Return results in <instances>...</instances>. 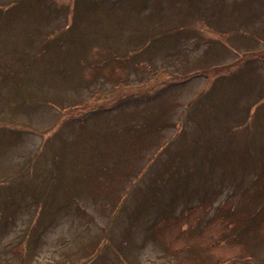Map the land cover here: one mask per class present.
<instances>
[{
  "label": "rangeland",
  "instance_id": "1",
  "mask_svg": "<svg viewBox=\"0 0 264 264\" xmlns=\"http://www.w3.org/2000/svg\"><path fill=\"white\" fill-rule=\"evenodd\" d=\"M18 1L0 0V264H264V58L232 63L264 49V0Z\"/></svg>",
  "mask_w": 264,
  "mask_h": 264
},
{
  "label": "trees",
  "instance_id": "2",
  "mask_svg": "<svg viewBox=\"0 0 264 264\" xmlns=\"http://www.w3.org/2000/svg\"><path fill=\"white\" fill-rule=\"evenodd\" d=\"M22 2V0H19L18 1V3H16V5H14V7L15 6H18L20 3ZM0 8H2L1 10H3V11H5V10H7V9H11V8H13V6H9V5H7L6 7H4V6H0ZM264 52V51H263ZM262 52V50H261V53L262 54H258V53H260V52H252V53H249L245 58H253V57H256V56H260V55H262V57L264 58V53ZM237 62V64H239L240 65V63L241 62H239V59L238 60H236V61H234V62H232V63H236ZM232 63H227V62H225V63H214L212 66H211V68L209 67V66H207V67H199V68H196L195 70H197V71H195L196 73L195 74H197V73H209V71H216V70H222V69H228L230 66H231V64ZM191 71H193V69L191 70ZM191 71H189V72H177L175 75H174V77L172 78V80L170 81V82H175L176 84H181V83H184V82H186V81H188V80H190L191 78H193V76L195 75L194 74V72H191ZM179 77V78H178ZM129 92V91H128ZM130 94L129 93H125L123 96H122V98L123 99H121V97H120V99H121V101L119 102V103H124L125 102V99H127V97L129 96ZM136 96H133V98H135ZM93 102L94 101H96V100H98L95 96H93ZM91 100V101H92ZM101 101H99L98 103H100ZM92 103V102H91ZM78 107H76L75 109H81V108H84V110H86V109H88L86 106H89V105H91V104H85V103H79V104H76ZM101 105H107V107L108 108H106V107H104L103 109L104 110H111V109H113V106H110L109 105V103L107 102V103H102ZM117 106H118V104H116ZM99 105H95L94 107H95V109L98 107ZM250 124V123H249ZM51 125V124H50ZM55 125V123H52V125L51 126H47L45 129H51V127H53ZM57 126H58V124H57ZM56 125H55V127H57ZM143 167H145V164H144V166ZM145 171V170H144ZM57 195V196H56ZM123 196H124V194H121L120 196H119V200H120V204H121V202H122V198H123ZM54 197H58V193H54ZM262 209L261 208H258L257 210H256V212H253L252 213V215H256L257 213H259L260 211H261ZM253 259V255H238L237 256V264H239V263H244V262H248V261H251Z\"/></svg>",
  "mask_w": 264,
  "mask_h": 264
}]
</instances>
